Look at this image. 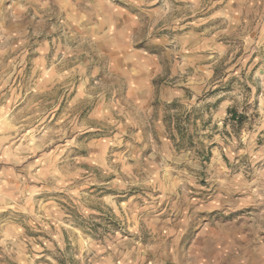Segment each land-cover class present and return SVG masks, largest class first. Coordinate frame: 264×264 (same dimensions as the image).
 Returning <instances> with one entry per match:
<instances>
[{
    "label": "clouds",
    "instance_id": "9594fccd",
    "mask_svg": "<svg viewBox=\"0 0 264 264\" xmlns=\"http://www.w3.org/2000/svg\"><path fill=\"white\" fill-rule=\"evenodd\" d=\"M0 264H264V0H0Z\"/></svg>",
    "mask_w": 264,
    "mask_h": 264
},
{
    "label": "rangeland",
    "instance_id": "374dc122",
    "mask_svg": "<svg viewBox=\"0 0 264 264\" xmlns=\"http://www.w3.org/2000/svg\"><path fill=\"white\" fill-rule=\"evenodd\" d=\"M59 118H60V116H59V114H58L57 119H59Z\"/></svg>",
    "mask_w": 264,
    "mask_h": 264
}]
</instances>
